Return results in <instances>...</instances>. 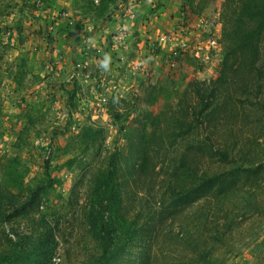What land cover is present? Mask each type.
<instances>
[{
	"label": "rangeland",
	"instance_id": "1",
	"mask_svg": "<svg viewBox=\"0 0 264 264\" xmlns=\"http://www.w3.org/2000/svg\"><path fill=\"white\" fill-rule=\"evenodd\" d=\"M219 1L193 11L189 0H0V264H92L131 242L145 221H133L137 210L158 209L197 173L264 160V146L253 143L218 167L209 148L188 149L208 131L181 144L156 138L133 182L135 210L122 216L108 191L112 175L120 181L132 168L129 132L139 113L161 111L165 128L187 83L218 75ZM150 84L160 92L147 107L139 99ZM237 121V138L241 130L264 138L245 113ZM262 174L244 172L224 195L165 221L154 264H264Z\"/></svg>",
	"mask_w": 264,
	"mask_h": 264
},
{
	"label": "trees",
	"instance_id": "2",
	"mask_svg": "<svg viewBox=\"0 0 264 264\" xmlns=\"http://www.w3.org/2000/svg\"><path fill=\"white\" fill-rule=\"evenodd\" d=\"M196 1L189 0L190 9L202 11L206 6L205 0ZM218 5V21L221 24L219 41L224 51L219 73L209 80L187 83L178 103L179 114L166 120L165 128H160L161 111L155 113L144 108L139 113L136 125L129 132L130 158L134 160L132 168L123 173L120 181H116L113 175L108 180L110 198H114L122 216L130 215L135 210L133 203L139 193L134 189L133 182L142 178L146 167V150L153 139L159 138L164 145L166 139L171 140L170 144L178 140L181 144L201 130L208 131V141L198 140L196 144H189L188 149L196 146L200 150L209 148V156L218 167L235 162L236 152L253 143L264 146L262 136H247L243 130L241 139L237 138L240 127L237 119L243 113L247 115L249 126L255 122V128L259 132L264 131V0H220ZM159 92V86L150 84L138 99L148 107L156 103ZM149 127H153L152 130ZM228 131L229 136L235 138L233 142L228 139L229 136L223 138ZM262 168L264 160L241 164L237 171L233 168L203 172L200 176L197 173L195 183L181 189L173 188L170 198L163 201L158 209L147 212L137 210L133 221L141 215L145 216V221L142 226H136L131 242L125 240L113 254L99 258L92 264H154L153 239L159 237L165 221L180 216L199 200L224 195L230 187L240 183L244 172L249 177L256 175L258 180L263 175ZM231 171H234L232 182L228 180ZM72 192H75V188ZM129 253L132 256L124 258Z\"/></svg>",
	"mask_w": 264,
	"mask_h": 264
},
{
	"label": "built area",
	"instance_id": "3",
	"mask_svg": "<svg viewBox=\"0 0 264 264\" xmlns=\"http://www.w3.org/2000/svg\"><path fill=\"white\" fill-rule=\"evenodd\" d=\"M33 3L36 5V6H40L42 4V0H32ZM128 34V30H127V27L126 26H123L119 32H117L114 36V39L118 40V41H121L123 40ZM165 40V37H163L161 39V41H164ZM172 58L169 59V65L171 67H175L176 66V60H175V56L177 55V52L174 51L173 54H172Z\"/></svg>",
	"mask_w": 264,
	"mask_h": 264
},
{
	"label": "crops",
	"instance_id": "4",
	"mask_svg": "<svg viewBox=\"0 0 264 264\" xmlns=\"http://www.w3.org/2000/svg\"><path fill=\"white\" fill-rule=\"evenodd\" d=\"M73 26H71L70 28H72ZM220 34H221V32H220V29L218 30V33H217V37L219 38L220 37ZM217 38V39H218ZM39 40H40V38H39Z\"/></svg>",
	"mask_w": 264,
	"mask_h": 264
}]
</instances>
